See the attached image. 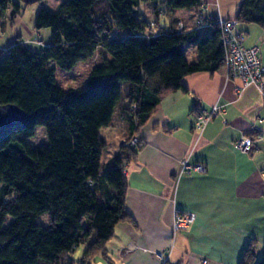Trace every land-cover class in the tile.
<instances>
[{"label": "trees", "instance_id": "1", "mask_svg": "<svg viewBox=\"0 0 264 264\" xmlns=\"http://www.w3.org/2000/svg\"><path fill=\"white\" fill-rule=\"evenodd\" d=\"M25 0H3L0 16L12 7L17 18ZM155 4L157 36H147L150 22L137 12ZM164 5L167 10H161ZM205 8L204 0H68L55 12L41 10L34 29L51 30V44L35 52L21 38L0 52V106L15 105L26 122L0 130V264H95L106 256L116 227L131 218L125 210L129 188L125 160L107 171V143L100 132L113 125L118 106L129 126L131 141L169 94L186 91L183 80L225 67L221 31H178L176 21L162 27L160 16L177 10ZM239 25L264 30V0H244L234 19ZM196 48L190 62L186 48ZM102 50L101 66L90 74L87 89L65 91L57 69L72 72ZM56 63V67L52 66ZM121 83H127L123 97ZM43 128L45 146L30 141ZM143 147L127 148L135 159ZM47 216V226L38 219ZM253 240L239 264L257 263ZM264 245V239H263ZM86 247L79 261L77 251ZM169 264V263H168Z\"/></svg>", "mask_w": 264, "mask_h": 264}, {"label": "crops", "instance_id": "2", "mask_svg": "<svg viewBox=\"0 0 264 264\" xmlns=\"http://www.w3.org/2000/svg\"><path fill=\"white\" fill-rule=\"evenodd\" d=\"M243 1L204 0L202 12L211 16L219 10L225 19L234 20ZM176 12L160 16L162 27L175 20L184 22L187 32L195 30L197 13L189 20ZM238 30L248 39L258 34L257 40H247V47L260 48V40L264 44L263 29L243 25ZM192 50L190 62L197 59L196 48ZM183 86L186 91L165 96L134 134L143 141L135 159H127L122 146L132 135L121 114L125 101L118 106L113 125L100 132L107 143L108 168L114 160L126 159L125 210L131 219L118 224L106 256L97 257L95 264H162L157 254L169 251V264H239L254 239L263 244L264 88L243 89L225 67L215 74L186 77ZM214 107L221 114L202 134L195 133L196 116ZM243 138L255 141L253 153L236 149L235 143ZM185 160L205 165L207 173L179 176ZM177 212L196 215L191 228L180 234L173 233Z\"/></svg>", "mask_w": 264, "mask_h": 264}, {"label": "rangeland", "instance_id": "3", "mask_svg": "<svg viewBox=\"0 0 264 264\" xmlns=\"http://www.w3.org/2000/svg\"><path fill=\"white\" fill-rule=\"evenodd\" d=\"M68 0H43L41 2H37L34 5H26L22 2H20V5L22 6V10L20 15L17 18L12 17V7L9 8L7 14H2L0 16V52L3 50L6 51L9 49L12 45H14L18 38H21L22 41L28 45L30 48H32L33 51L42 50L43 48H46V46H50L51 44V30L44 29L40 32H37L34 29L35 26V20L37 14L41 10H46L50 12H55L58 7L66 2ZM155 4H149V5H142L139 9H137V12L141 13V15L150 22L149 30L146 32L147 36L155 35L157 36V10L155 9ZM161 10H167V7L164 5L160 6ZM177 16L181 18H187L189 20L192 19L193 15H195V10H177ZM162 16V12L160 13ZM7 15V17H6ZM198 14H196L194 22L197 21ZM165 20V19H163ZM160 22L162 25L165 24V22L160 19ZM190 22V21H189ZM183 23V25L186 27L184 22H179L177 24V27H179V24ZM240 26L243 25H239ZM252 27H256L257 29H260L258 26L252 25ZM4 31V34L2 32ZM209 32V30H204L201 32V34H205ZM263 33L262 30L260 32ZM258 34L255 32L252 33L247 40H257ZM246 40V43H247ZM260 44V50H261V59L264 60V44L263 41H261ZM42 46V47H41ZM44 46V47H43ZM192 49H195V47H188L186 48L187 58L189 61H192ZM107 58L110 59L107 54H105L102 50H99L95 57L86 63H80L72 72H66L63 70L57 69V80L59 86L64 89L65 91H75V92H82L86 90L88 86V80L90 77L91 72L95 67L101 66L103 64V60ZM52 66L56 67V63H52ZM126 85L127 83H121V91L123 94V97L126 93ZM47 144L45 132L43 128L37 129V136L30 141V146L32 148H36L39 146H45ZM109 157V154H107ZM107 156L104 157L103 161V169L104 172L107 171L108 168V161ZM38 223L42 226H47L48 224V218L47 216H43L38 219ZM264 238V237H263ZM257 241L256 247L258 248L259 257L257 260V263L260 262V260L263 258V247L264 245L261 243L262 239H254ZM86 250V247H82L78 250L76 255L73 257L75 261H79L81 257L83 256L84 252Z\"/></svg>", "mask_w": 264, "mask_h": 264}, {"label": "built area", "instance_id": "4", "mask_svg": "<svg viewBox=\"0 0 264 264\" xmlns=\"http://www.w3.org/2000/svg\"><path fill=\"white\" fill-rule=\"evenodd\" d=\"M216 23L221 31V45L225 54V68L228 70L230 79L239 80L243 89L252 85L264 88V65L260 59L259 47H247V36L238 30L239 24L234 20L225 19L218 10L214 15L206 16L204 12L198 14L195 30L204 31L211 27L212 23ZM185 29L183 23L179 24L178 31ZM221 110L214 107L210 112H200L194 122V132L202 134L208 125L213 122L219 115ZM262 140V137H259ZM140 140L135 138L131 141H124L122 146L127 148H138ZM237 150L244 154H251L255 151V141L251 138H243L235 143ZM207 167L203 164H190L188 160L182 162L179 176L193 174H205ZM196 221L194 213L177 212L173 221V233L180 234L188 231ZM168 254H157L162 264H168Z\"/></svg>", "mask_w": 264, "mask_h": 264}, {"label": "water", "instance_id": "5", "mask_svg": "<svg viewBox=\"0 0 264 264\" xmlns=\"http://www.w3.org/2000/svg\"><path fill=\"white\" fill-rule=\"evenodd\" d=\"M3 0H0V3ZM43 0H25L26 5H34L37 2ZM26 122V116L15 105H3L0 106V130L14 129Z\"/></svg>", "mask_w": 264, "mask_h": 264}]
</instances>
